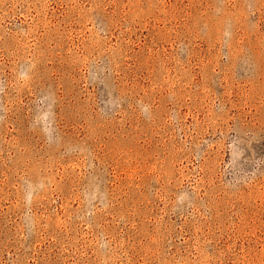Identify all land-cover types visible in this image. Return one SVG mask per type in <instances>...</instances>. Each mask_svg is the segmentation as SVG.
Segmentation results:
<instances>
[{
	"label": "rangeland",
	"instance_id": "374dc122",
	"mask_svg": "<svg viewBox=\"0 0 264 264\" xmlns=\"http://www.w3.org/2000/svg\"><path fill=\"white\" fill-rule=\"evenodd\" d=\"M0 264H264V0H0Z\"/></svg>",
	"mask_w": 264,
	"mask_h": 264
}]
</instances>
